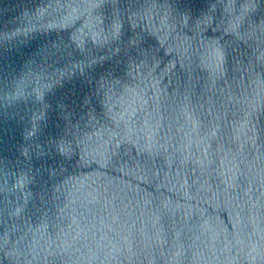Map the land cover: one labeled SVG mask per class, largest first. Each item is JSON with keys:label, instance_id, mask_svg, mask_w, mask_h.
<instances>
[{"label": "water", "instance_id": "1", "mask_svg": "<svg viewBox=\"0 0 264 264\" xmlns=\"http://www.w3.org/2000/svg\"><path fill=\"white\" fill-rule=\"evenodd\" d=\"M0 264H264V0H0Z\"/></svg>", "mask_w": 264, "mask_h": 264}]
</instances>
